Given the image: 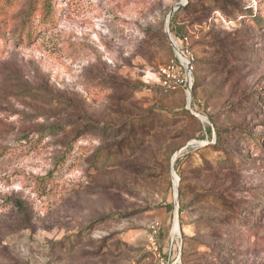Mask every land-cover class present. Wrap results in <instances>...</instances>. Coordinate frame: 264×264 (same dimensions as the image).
Returning <instances> with one entry per match:
<instances>
[{
	"label": "rangeland",
	"instance_id": "obj_1",
	"mask_svg": "<svg viewBox=\"0 0 264 264\" xmlns=\"http://www.w3.org/2000/svg\"><path fill=\"white\" fill-rule=\"evenodd\" d=\"M30 1L0 41V264H157L154 220L182 264H264V152L236 139L264 136V0H63L19 45ZM180 2L189 99L149 82Z\"/></svg>",
	"mask_w": 264,
	"mask_h": 264
},
{
	"label": "built area",
	"instance_id": "obj_2",
	"mask_svg": "<svg viewBox=\"0 0 264 264\" xmlns=\"http://www.w3.org/2000/svg\"><path fill=\"white\" fill-rule=\"evenodd\" d=\"M171 41V57L159 65L157 71L150 77L149 82L151 81L157 85L164 95L184 92L189 99L196 82L198 70L197 55L193 42L188 33L179 37H175L171 33ZM177 232L174 231L169 234L167 246L163 247L162 222L154 220L149 225L148 246L154 254L157 264H182V244L180 242L182 235L181 232L176 235ZM47 264L60 263L52 260Z\"/></svg>",
	"mask_w": 264,
	"mask_h": 264
},
{
	"label": "trees",
	"instance_id": "obj_3",
	"mask_svg": "<svg viewBox=\"0 0 264 264\" xmlns=\"http://www.w3.org/2000/svg\"><path fill=\"white\" fill-rule=\"evenodd\" d=\"M16 0H0V41L5 38L6 32L9 27L8 21V10L11 8L12 4L16 3ZM63 0H31L29 10L26 13V17L22 20L20 26L16 28L13 32L15 35L16 41L19 45H25L30 43L34 38H36L37 34L40 30L45 27L47 24H52L56 19H58V11H61L60 8L55 7L56 3H61ZM177 17V12L174 14L172 19V35L175 37L183 36L186 33L180 31L173 30V23ZM260 18H254V25L260 27L259 25ZM194 46V45H193ZM172 49V48H171ZM1 54V49H0ZM196 83V82H195ZM195 86V84H194ZM210 129V128H209ZM241 139L248 148L250 149H258L264 152V148H262L260 138H264V136H254L250 134H239L236 139ZM73 152L71 149L70 153ZM264 196L263 194L257 195V198ZM18 205V203H16ZM246 226L243 229L244 233L249 232ZM242 232V233H243Z\"/></svg>",
	"mask_w": 264,
	"mask_h": 264
},
{
	"label": "water",
	"instance_id": "obj_4",
	"mask_svg": "<svg viewBox=\"0 0 264 264\" xmlns=\"http://www.w3.org/2000/svg\"><path fill=\"white\" fill-rule=\"evenodd\" d=\"M185 5H186V4L180 2V3L177 4L175 7L172 8V10H171V12H170V14H169V16H168V20H167V31H168V36H169V40H170V41H171L170 24H171L172 18H173V16H174V13H175V11H176L178 8H181V7L185 6ZM171 43H172V41H171ZM191 107H192V105H191ZM199 116H200V115H199ZM204 120L207 121L206 118H205ZM189 145H194V144H189ZM176 194L178 195V191H177ZM178 211H179V205H177V207H176V212H175L176 217H178V214H179Z\"/></svg>",
	"mask_w": 264,
	"mask_h": 264
},
{
	"label": "bare ground",
	"instance_id": "obj_5",
	"mask_svg": "<svg viewBox=\"0 0 264 264\" xmlns=\"http://www.w3.org/2000/svg\"><path fill=\"white\" fill-rule=\"evenodd\" d=\"M178 227L174 225V231L177 232L178 231Z\"/></svg>",
	"mask_w": 264,
	"mask_h": 264
}]
</instances>
